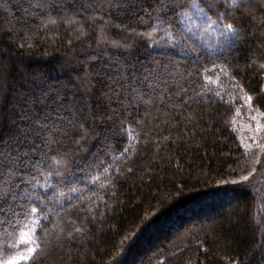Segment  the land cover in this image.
<instances>
[{"label":"trees","instance_id":"obj_1","mask_svg":"<svg viewBox=\"0 0 264 264\" xmlns=\"http://www.w3.org/2000/svg\"><path fill=\"white\" fill-rule=\"evenodd\" d=\"M197 3L0 0V261L264 264V0Z\"/></svg>","mask_w":264,"mask_h":264},{"label":"snow or ice","instance_id":"obj_2","mask_svg":"<svg viewBox=\"0 0 264 264\" xmlns=\"http://www.w3.org/2000/svg\"><path fill=\"white\" fill-rule=\"evenodd\" d=\"M224 2L226 4H228L229 7L234 8V7L238 6L242 2V0H224ZM191 6H192V9L196 12L197 18L201 19L202 22L210 19L207 16V14L203 12V9L200 8L199 4L197 3V0H191ZM177 15L179 17H181L186 23H188V24L192 23L193 18L189 12L181 11V12H178ZM219 16H220V20L219 21H215V20L211 21V23L209 24V28H211L212 25H215L216 28L221 29L220 35L224 38V40H223L224 44H229L230 40L231 41L237 40L238 39L237 29L231 23L223 24V20H224L223 13H220ZM221 24H223L222 28H221ZM191 30H192L191 28L187 29V31H189V32H191ZM262 67H264V66H262ZM248 99L250 101L251 97H249ZM124 151L127 152L128 149L126 148ZM56 163L60 164V163H62V161H56ZM242 179L244 181H247L249 179V177L244 176V177H242ZM236 182L237 181H233V183H236ZM36 211L37 210L35 208L30 209L29 213L27 215H25L24 221H27L28 215H31L32 213H35ZM31 223L38 225V221H32ZM21 227H26V224L24 222H21L18 225V231H17L18 235H19V228H21ZM31 231L34 235L36 228L35 227L32 228ZM76 231L79 232V231H81V229L77 228ZM69 236H71V233H69ZM10 247H12L13 251L17 250V246H16L15 242ZM19 247L27 248L29 255H27V256L21 255L19 257L8 259L7 264H29V262H32V264H34L35 259H36V255L41 250L40 242L38 240L23 239L19 242Z\"/></svg>","mask_w":264,"mask_h":264},{"label":"rangeland","instance_id":"obj_3","mask_svg":"<svg viewBox=\"0 0 264 264\" xmlns=\"http://www.w3.org/2000/svg\"><path fill=\"white\" fill-rule=\"evenodd\" d=\"M255 215H256L257 222L261 223L264 220V197H262V196H260L258 201H257ZM32 221H38L37 217H34L32 219ZM31 222L28 224V226H26L20 232V234L18 236L17 244H16L17 250L7 259L0 261V264H7L8 259L19 257L21 255H23V256L29 255L27 248L19 247V242L23 239L35 240V234L33 235L31 229L34 227L37 229V225L32 224Z\"/></svg>","mask_w":264,"mask_h":264}]
</instances>
